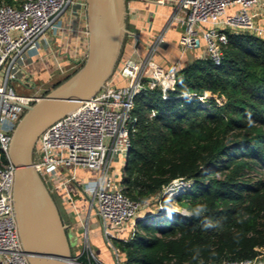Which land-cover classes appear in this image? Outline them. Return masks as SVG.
Segmentation results:
<instances>
[{
    "label": "trees",
    "instance_id": "obj_1",
    "mask_svg": "<svg viewBox=\"0 0 264 264\" xmlns=\"http://www.w3.org/2000/svg\"><path fill=\"white\" fill-rule=\"evenodd\" d=\"M226 35L219 64L195 58L175 68L169 97L156 88L134 98L136 130L119 183L133 201L148 200V208L132 237L114 240L120 264L255 257L264 264V37ZM204 91L212 96L201 101ZM177 178L190 181L175 197L186 213L171 211L162 194Z\"/></svg>",
    "mask_w": 264,
    "mask_h": 264
},
{
    "label": "built area",
    "instance_id": "obj_2",
    "mask_svg": "<svg viewBox=\"0 0 264 264\" xmlns=\"http://www.w3.org/2000/svg\"><path fill=\"white\" fill-rule=\"evenodd\" d=\"M82 8L85 10L84 0H17V5L0 3V264H29L13 212L16 168L7 149L11 129L23 113L22 104L37 95L17 93L10 81L23 82L26 53L30 49L38 48L41 43L50 47L52 33L68 28L59 23L58 16L67 9ZM262 13L264 0H177L170 19L180 28L178 45L182 51L203 43L208 57L219 64L221 45L227 42L226 30L247 31L264 37V24L258 22ZM159 42L161 38L158 37L144 59L132 56L123 59L103 88L40 132L33 150L34 168L43 180L52 184V191L62 190L65 200L73 205L68 184L76 182L77 169L94 171L93 179L76 184L88 198L87 217L94 214L99 221L112 264H120L119 248L114 240L126 241L132 237L138 220L144 217L138 212L148 205V200L136 202L128 198L119 181L108 174L109 165L123 151L127 152L129 136L136 130V117L132 114L135 96L142 91L152 93L157 88L161 97L167 98L175 84V67L157 68L156 73L145 72ZM117 78L126 82L113 83ZM204 97L198 98L204 101ZM58 169L61 170V181L54 182L59 178ZM189 185L190 181L177 178L162 193L170 201ZM87 221L83 225L87 248L73 254L71 262L108 264L91 248ZM123 229L129 230V234H123ZM81 254H85V261L79 259ZM201 264H263V261L255 257Z\"/></svg>",
    "mask_w": 264,
    "mask_h": 264
},
{
    "label": "water",
    "instance_id": "obj_3",
    "mask_svg": "<svg viewBox=\"0 0 264 264\" xmlns=\"http://www.w3.org/2000/svg\"><path fill=\"white\" fill-rule=\"evenodd\" d=\"M126 1L84 0L87 51L83 61L45 93L22 104L23 113L11 129L7 155L16 168L12 205L29 264H73L68 225L53 197L52 184L33 166V150L45 127L73 111L111 78L129 33ZM203 95L212 96L209 91Z\"/></svg>",
    "mask_w": 264,
    "mask_h": 264
},
{
    "label": "crops",
    "instance_id": "obj_4",
    "mask_svg": "<svg viewBox=\"0 0 264 264\" xmlns=\"http://www.w3.org/2000/svg\"><path fill=\"white\" fill-rule=\"evenodd\" d=\"M174 1L177 0H127L126 23H128L127 28L129 33L127 36L129 40L123 45L124 55L126 57L132 56L137 59H144L149 48L155 44L156 39L158 37L161 38V42L155 45V51L146 67V73H156L157 68H176L179 66L180 62L184 64L195 58L208 56L206 47L203 43L197 48L186 51L180 49L178 45L180 28L170 19L174 10ZM57 20L68 28L58 29L55 33H52L53 41L50 47L41 43L38 48L30 49L26 53V66L22 78L23 82L20 83L18 81V83H20L25 90H28L30 94H21L41 95L40 90L51 88L53 84L63 77V74L68 73L70 70L72 71L75 66L81 63L86 54L87 28L85 10L83 8L76 10L67 9L58 16ZM258 22L264 24L263 13L259 16ZM114 82L120 85L126 81L117 78L113 83ZM94 176L95 173L93 170L79 168L77 169L76 182L91 180ZM76 182L68 184L70 192L78 193L79 195L83 194L77 187ZM52 193L55 195L56 199H54L59 200L56 201V203L59 210L61 209L60 213L62 218H66L67 220L64 222L68 225V230L71 229L74 231L76 236L78 230H82L83 226H76L71 218L73 215L83 216L82 220L84 219L85 222L88 220V226L92 218L97 221L99 225V221L94 214H90L87 217L88 212L78 211L75 203L73 205L70 201L65 200L62 190L56 189L52 191ZM122 233L125 234V230H123ZM95 234L97 233L92 232V235L95 236ZM94 253L102 261H104V257H107V252L101 248V244L98 245ZM109 256H111L110 251ZM104 262L108 263L106 261Z\"/></svg>",
    "mask_w": 264,
    "mask_h": 264
},
{
    "label": "rangeland",
    "instance_id": "obj_5",
    "mask_svg": "<svg viewBox=\"0 0 264 264\" xmlns=\"http://www.w3.org/2000/svg\"><path fill=\"white\" fill-rule=\"evenodd\" d=\"M126 7H127V1H126ZM128 26V23H126V27ZM129 40V38H128V36L126 35L125 36V40H124V43L126 42V41H128ZM121 58V57H120ZM119 58V59H120ZM84 59V58H83ZM83 61V60H82ZM81 61V62H82ZM122 61V58L120 59V62ZM119 62V61H118ZM81 63H79L78 65H77V67L80 65ZM117 65H118V63H117ZM117 65H116V67H117ZM181 65H183V64H181V62H180V64H179V66H181ZM179 66H177V67H179ZM176 67V68H177ZM75 69V68H74ZM72 71H73V69H72ZM71 70L70 71H68V73H65V74H63V77L60 79V80H62L63 78H65L68 74H70L71 72H72ZM59 80V81H60ZM115 83V82H114ZM10 85H12L13 86V88L15 89V91L17 92V93H28V94H30V92L28 91V90H25L24 89V87L23 86H21V84L20 83H18V80H11L10 81ZM54 85V84H53ZM46 89V88H45ZM48 89H46V90H40L41 91V93L40 94H43V93H45L46 91H47ZM22 91V92H21ZM34 95V94H33ZM37 95V94H36ZM39 95V94H38ZM120 158V159H119ZM125 161H126V152L125 151H123L122 152V154H120L119 155V157L117 158V159H113L112 161H111V163H110V165H109V168H108V174L113 178V179H115V180H117V181H119V178H120V174H121V171H122V169H123V167H124V164H125ZM58 172H59V178L58 179H56V180H54V182H60L61 181V170L60 169H58ZM53 194V197L55 198V195H54V193H52ZM78 194V193H77ZM77 194L76 193H72V195H73V199H74V203H75V206H76V208H77V210L78 211H85V213H87V210H88V198L86 197V196H84L83 194H78V196H77ZM163 194V193H162ZM163 197V196H162ZM161 198V197H160ZM160 198H158V199H156L157 200V207L159 206V208H160V206H161V204H160ZM56 199V198H55ZM167 199V198H166ZM56 201H59V200H56ZM170 210L171 211H173V212H177V213H186V210L183 208V207H181L176 201H175V198H172L170 201ZM152 206H151V208H153V210H155L156 211V209H157V207H156V204H151ZM147 206H145V207H142L140 210H139V212H138V215L139 216H143L144 215V217H142V219H144L145 218V211L147 210ZM61 210V209H60ZM160 210H161V208H160ZM162 211V210H161ZM160 212V211H159ZM82 217L83 216H77V215H73V216H71V218H72V220H73V222L76 224V226L77 225H84V219L82 220ZM80 219H81V221H80ZM65 222L67 221L66 220V218H64L63 219ZM140 221H142L141 219H139L138 220V222H140ZM83 230H84V228L82 227V230L80 229V230H78V234H77V236H76V234H75V232L74 231H72L71 229L70 230H68V233H69V237H70V240L72 241V255L73 254H77V253H79V252H81L82 251V248L83 247H85V249L87 248V245H86V240H85V237L83 236ZM88 230H89V241H90V245H91V248H92V250L93 251H95L96 252V249H97V247H98V245L99 244H101V248L102 249H104V250H106V252H107V257H104L103 259H104V261H106V262H108V264H112L113 263V260H112V257L111 256H109V251H108V248H107V246H106V243H105V241H104V239H103V237H102V235H101V231H100V229H99V225H98V223H97V221H95L93 218L90 220V223H89V226H88ZM123 230H125V234H129V230L127 231V229H123ZM92 232H96L97 234H95V236L94 235H92ZM77 241V242H76ZM102 257V256H101Z\"/></svg>",
    "mask_w": 264,
    "mask_h": 264
},
{
    "label": "clouds",
    "instance_id": "obj_6",
    "mask_svg": "<svg viewBox=\"0 0 264 264\" xmlns=\"http://www.w3.org/2000/svg\"><path fill=\"white\" fill-rule=\"evenodd\" d=\"M203 210V206H200L198 209H197V212L199 213V211H202Z\"/></svg>",
    "mask_w": 264,
    "mask_h": 264
}]
</instances>
